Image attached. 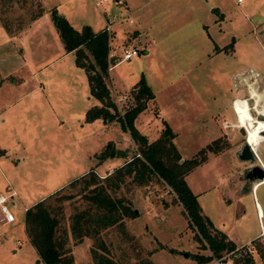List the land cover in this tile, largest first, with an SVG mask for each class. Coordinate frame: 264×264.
<instances>
[{"label": "rangeland", "instance_id": "rangeland-1", "mask_svg": "<svg viewBox=\"0 0 264 264\" xmlns=\"http://www.w3.org/2000/svg\"><path fill=\"white\" fill-rule=\"evenodd\" d=\"M41 1L0 0V34L6 25L9 33L19 35L39 14L44 11L51 14V9L46 8L59 2ZM86 3L85 14L73 9L70 16L78 29L90 24L97 31L109 25V44L116 55L109 62L105 81L119 114L134 104L131 87L127 89L130 78L144 73L157 96L156 101L153 98L147 102L135 125L148 141L160 134L165 120L175 127L172 126L177 132L174 142L181 155L189 158L223 133L219 136L222 145L219 155L206 159V163L196 166L185 178L194 192H200L199 203L214 225L227 232L238 245H244L242 249L255 248L254 263L262 264L257 242L263 240L252 239L261 230L260 224H264V218L258 219L256 204L258 200L264 209V183L253 192L252 185L240 191L239 167L231 159V153L224 150L246 140L237 126L232 125L237 119L230 101L235 96L246 95L244 87L234 89L233 75L253 67L260 72V80L264 78V0H136L137 12H129L122 3L98 5L96 0H86ZM51 22L54 24L53 18ZM34 33L24 42L16 37L7 42L0 38L1 94L4 105L12 112V120L0 130L8 148L0 146V192L15 191L9 189V183L22 197L26 196L29 204L51 194L48 202L60 217L58 234L67 229L65 246L71 250L73 264H95L92 248L105 252L97 247L99 240L91 235L79 240L71 234L70 216L85 208L88 202L81 192L82 183L71 186L69 182L90 168L100 177L107 175L130 159L139 150V143L117 117L85 121L86 108L99 101L94 97L76 98L74 57L68 55L47 70L32 67L29 60L21 59L23 43L33 46L34 54L30 57L39 56L38 60L48 58L49 53L59 56L62 52V42L55 44L52 33L45 37ZM150 44L157 48L148 54L144 48ZM125 47L137 48L138 54L129 61L119 62ZM110 63L114 66L110 67ZM161 70L171 82L160 79L157 71ZM50 78L60 84H50ZM40 79L44 89L36 82ZM36 85L38 89L32 90ZM21 88L27 92L22 98L19 97ZM33 94L37 95L34 102L30 99ZM163 103L166 112L160 118L157 105ZM212 114L216 115L215 122ZM225 118L232 120L227 128L221 123ZM147 126L149 134L140 130ZM110 146L117 153L98 159L96 155ZM63 194L72 197L59 199ZM111 194L125 197L137 213L123 218L125 232L118 225H112L99 234L98 239L104 240L107 254L116 264H201L190 254L210 253L196 238V230L189 225L176 193L161 178L153 176L138 184L126 176ZM15 195L12 198L15 203L10 202L9 207L17 220L12 225L0 222V231L5 227L0 232V247L5 237L23 238L21 248L29 245L20 228L26 201ZM247 240L251 243L245 244ZM4 250L5 253L0 252V264L42 261H35L34 255L26 250L18 255H11L6 245ZM204 264L236 262L226 253Z\"/></svg>", "mask_w": 264, "mask_h": 264}, {"label": "trees", "instance_id": "trees-1", "mask_svg": "<svg viewBox=\"0 0 264 264\" xmlns=\"http://www.w3.org/2000/svg\"><path fill=\"white\" fill-rule=\"evenodd\" d=\"M51 16L65 51H74L77 66L83 68L86 73L89 93L99 101L86 110L85 121L117 117L122 127L127 129L132 138L139 143V150L107 175L100 177L94 168H90L69 182L71 186L82 183L81 192L88 202L85 208L74 211L70 216L71 234L79 240L83 236L89 235L99 240L97 247L105 252L92 248L95 264H116L108 256V247L104 240L98 239L101 231L109 226L118 225L122 232H125L123 218L137 214L125 197L111 194L112 190L121 186L126 176H131L138 184L145 183L153 176H157L173 189L184 207L189 225L196 230V238L201 242L202 247L208 248L210 251L206 255L202 253L190 254L201 264L213 259H220L226 253H230L236 264H255L252 252L256 249L252 247V252H249L247 249L238 248L225 231L217 228L203 212L197 193L191 189L185 178L192 169L205 162L210 153L220 151L221 137L207 143L192 157L183 158L174 142L176 133L164 120V127L158 137L148 141L147 137L142 136L135 125L138 114L147 107V102L155 97L144 73L140 74L130 88L134 104L119 114L105 81L109 67L108 31L104 28L96 31L89 24H84L78 29L67 18L62 20V15L57 12L55 7L51 9ZM4 26L8 28L6 25ZM115 153L117 150L110 146L96 156L102 160ZM118 153L124 154L120 151ZM49 196L36 201L25 211V228L29 241L36 248L39 258L45 264H73L71 250L65 246L67 229H64L62 235L58 234L60 217L48 202ZM59 196V199L72 197L71 194ZM257 239L263 240V243L257 242V250H260L262 264H264V235L254 240ZM259 246L261 247L259 248Z\"/></svg>", "mask_w": 264, "mask_h": 264}, {"label": "crops", "instance_id": "crops-1", "mask_svg": "<svg viewBox=\"0 0 264 264\" xmlns=\"http://www.w3.org/2000/svg\"><path fill=\"white\" fill-rule=\"evenodd\" d=\"M59 2L57 3V4H55L53 7H50V8H46V9H52V8H56L61 14H64V16H65V18H67V20L75 27V26H77L72 20H73V17H71L70 15H72L73 13H74V11H73V9H75V11H78V12H82L83 14H85V12H86V10H87V8H86V0H58ZM93 1V0H92ZM42 3H46L47 2V0H42L41 1ZM44 3V4H45ZM107 4H112V5H115L116 3H114L112 0L110 1H107L106 2ZM120 3H122V4H126L125 5V7H128L127 9L129 10V12H132V11H136L137 12V10H139V4H136V0H120ZM43 4V5H44ZM70 4V5H69ZM45 6V5H44ZM46 7V6H45ZM109 7H111V5L109 6ZM121 7H124V6H121ZM51 14L49 13V11L48 12H46V11H44L43 13H41V14H39V16H37L34 20H33V22H32V25L31 26H28V28H26L23 32H21L19 35H12L11 33H9L8 32V30L5 28V30L4 29H2L1 28V34H0V38H4V41L5 42H7V40L8 39H10V38H13V37H16V38H18L19 40H21L22 42H24L23 40L25 39V38H27V37H29L32 33H33V35H36V33H34V32H37V33H39L40 34V36H42V37H45L46 35H49L50 33H52V38L54 37L55 38V41H54V43L56 44V42H62L61 41V39H60V37H59V35H58V32H57V29H56V26H55V24H53L52 22H51ZM71 20V21H70ZM50 22H51V24H50ZM90 25V24H89ZM5 27V26H4ZM77 28V27H76ZM94 29V28H93ZM8 32V33H7ZM59 39H60V41H59ZM24 45H23V47L21 48V50H22V55H21V59H23V60H29V62H31V64L33 65L32 67H36L37 69L39 68L40 70H47V68L48 67H50V66H52L55 62H57L58 60H61V59H63V58H65L66 56H72V58L74 57V64H76V62H75V54L72 52V51H65V49H64V46H63V49H62V52L60 53V55L59 56H56V54H52V53H49L48 54V58H40L39 60H38V57H37V59H34V58H32V57H30V56H32L33 54H34V49H33V46L30 44V43H23ZM63 44V43H62ZM153 48V52L156 50V46L155 45H153V44H150L148 47H145L144 48V51L147 53L148 52V54L150 53V51H151V49ZM55 49V48H54ZM217 51V50H216ZM151 60H154V56H151ZM75 66V65H74ZM77 68H79V70L77 69ZM74 71H75V73H76V77L73 79V83L75 84L74 85V90H75V96H76V98H82L83 97V99L84 98H87V100L88 99H90L91 97H93L92 95H90V93H88L89 92V85H88V80H87V76H86V74H85V72H84V70H83V68H81V67H79V66H77V64H76V68L74 67V69H73ZM111 71H112V69H111ZM258 71V70H257ZM83 72V73H82ZM235 73H239V72H235ZM157 74H158V76L160 77V79L162 80V81H164V83L165 82H171V80L170 79H167L166 77H164V74L162 73V70H161V72L160 71H157ZM235 76V74L233 75V77ZM260 77H261V74H260ZM7 78V75L5 76V79ZM21 78V77H20ZM139 78V76L137 77V76H134V75H132V77L130 78L131 79V82H130V86L127 88V89H129L136 81H137V79ZM146 78V77H145ZM18 80V79H17ZM147 80V79H146ZM52 81V82H51ZM37 83H41V85H39V86H42V89H44V87H45V84H44V82L42 81V79H40V80H37L36 81ZM49 82H51L50 84H54V85H59L60 84V82L59 81H57L56 79H53V78H50L49 79ZM3 82L1 81L0 82V130L1 129H3V128H5V126H7L8 124H9V121H11L12 119H11V117H10V114L12 113V112H10V108H8V105H4L5 103H3V97H2V94H1V92H2V84ZM264 84V78H262V81L260 80V88H259V93H262V95H261V97H260V100L258 101V105H257V107L260 109H262L263 108V102H264V89L262 88L261 89V87H262V85ZM22 89V88H21ZM36 89H38V85H36V86H34L33 88H32V90H36ZM126 90V89H125ZM87 93H88V95H87ZM27 94V92H26V90H24V89H22L20 92H19V97L20 98H22L23 96H25ZM85 95H87L86 97H85ZM156 96H157V94L155 93V98H156ZM237 97H239V96H235V97H233L232 99H231V101H230V103H231V107L233 108V100L235 99V98H237ZM242 97V96H241ZM154 98V99H155ZM31 101L32 102H34L36 99H37V95L36 94H33V95H31ZM96 99V98H95ZM95 99H94V101H95ZM86 100V99H85ZM97 100V99H96ZM155 101H156V99H155ZM226 103H228V99L225 101ZM95 103H97V102H94L93 104H95ZM92 103L90 104V105H93ZM156 104H157V102H156ZM50 105V103H48V106ZM90 105L88 106V107H90ZM158 106V109H159V117L161 118L162 117V115L161 114H165V112H166V105L163 103V104H161L160 106L159 105H157ZM85 107V106H84ZM87 107V108H88ZM87 108H86V110H87ZM53 109H54V103H53ZM86 110H85V112H86ZM142 112V111H141ZM139 115V114H138ZM215 117H216V115L215 114H212V121H214L215 122ZM232 120L230 119V118H225L224 120H222V122L221 123H223V125H222V127L224 126V123L225 122H231ZM137 122V117H136V119H135V123ZM168 123V122H167ZM162 126H163V123H162ZM162 126H161V128H162ZM173 126V125H172ZM171 126V128H173ZM225 127V126H224ZM147 128V129H146ZM146 128H142V129H140V130H144L143 132H145L146 134H149V132H148V130H150L149 129V127L147 126ZM175 128V127H174ZM225 128H227V127H225ZM173 131H174V129H173ZM176 133V135H177V132H175ZM225 134V133H224ZM159 134L157 133V134H155V136H152V137H150V138H156L157 136H158ZM176 135H175V138H176ZM221 135H223V133H220V135L219 136H221ZM218 136V137H219ZM0 146L2 147V148H4V149H7L8 150V148L6 147V143H4V140H3V138H2V135L0 136ZM242 144L243 143H241V144H239V145H235V146H233V147H230L229 149H227V150H224V151H229L230 153H231V159L233 160V162H234V164L236 165V166H238L239 167V170L237 171L238 172V174H241V182H242V185H241V187H240V191H246V190H248L249 189V187L252 185V192L255 190V188H257L256 186H260L261 184H263L264 183V179L263 180H261V182H259L258 184H256L257 183V181L258 180H256V181H254L251 185L249 184L248 186H246V184H245V179L243 178V171L248 167V166H250V165H252V164H255V163H261L262 165H263V167H264V158H263V156H264V133L262 134V138H261V140H259V142H258V144L255 146V150H256V152H257V154H258V158L256 157V159H255V161L254 162H250V161H245V160H243V159H241L239 156H238V153H239V151H240V149H241V147H242ZM222 152V151H221ZM219 152H217V153H210L209 155H208V158H207V161L208 160H210V158H211V156H213L214 158L216 157V156H218L219 154H218ZM8 155V154H7ZM19 160H20V158H19ZM204 163H206V161L205 162H203V163H201V164H199L198 166H202V164H204ZM8 185H9V187H11V188H9V189H13V190H15L16 191V189L14 188V187H12L9 183H8ZM195 193H197V192H195ZM200 193V192H199ZM199 193H197V195H198V197H199ZM15 196H18L19 197V199H24L26 202H25V204H24V209H25V211H26V209L29 207V206H31L32 204H34L36 201H38V200H40L41 198H43V197H41V198H39V199H37V200H35V201H33V202H30V204H29V202L26 200L27 198H26V196L25 197H22L21 196V194L18 192L17 193V191H16V195ZM199 200V199H198ZM257 206H258V219H262V218H264V209H263V207H262V205L258 202V200H257ZM15 215V221L17 220V217H16V214H14ZM25 216H24V218H23V221H21V223H20V228H21V230H22V233H23V235H24V239L27 241V242H29L28 244L29 245H27L26 247H24V248H21L20 246L23 244V242H24V240H23V238H20V237H17L16 239H12V238H10V239H8V238H6L5 237V239L3 240V242H2V246L0 247L1 248V250H0V252H2V251H4L3 253H5L6 252V250H4V247H5V245L6 246H8V249L9 250H11V255H18V254H20V253H22V252H24L25 250L26 251H28L29 253H30V255H34V257H35V261H37V259H39V255H38V252H37V250H36V248L32 245V243L29 241V237H28V235H27V232H26V228H25ZM15 221H12V222H6V223H2L3 225H5V224H11L12 225V223H14ZM260 225H262V227H261V230L258 232V233H256L255 234V238L254 239H256V238H258V237H260V236H262V235H260L261 234V231H262V229H264V224L262 223V224H260ZM19 226V225H18ZM4 228L5 227H3L2 228V230L0 231V232H2L3 233V231H4ZM224 231V230H223ZM2 233H0V238H1V235H2ZM227 233V232H226ZM227 235H228V233H227ZM229 236V238L230 239H232L235 243H236V245H237V247H240L241 245H238V243L233 239V238H231L230 237V235H228ZM254 239H252V241L254 240ZM248 243H251V241H249V240H247L246 241V243L245 244H248ZM5 255H7V254H5Z\"/></svg>", "mask_w": 264, "mask_h": 264}, {"label": "built area", "instance_id": "built-area-1", "mask_svg": "<svg viewBox=\"0 0 264 264\" xmlns=\"http://www.w3.org/2000/svg\"><path fill=\"white\" fill-rule=\"evenodd\" d=\"M97 4L101 5L104 2H107L109 0H96ZM111 1V0H110ZM114 3L118 4L120 3V0H112ZM105 29L108 31L109 34V25H107L105 27ZM111 49V50H110ZM112 48H110V44H109V52H108V60L109 62L112 61L114 59V56L116 55V52L114 51ZM138 54V49L135 47H125L123 48V50L121 51V59H119V62L124 60V61H129L134 55ZM118 63V62H117ZM112 63H110V67H113L111 65ZM244 87V88H243ZM245 89L244 93L246 94L245 96L242 97H237L233 100V110L234 113L236 115V119H237V123L232 124L234 126H237V128L239 129L241 127L240 123L238 122V116H237V111L234 107V101L238 98L240 99H245L248 102L249 105V112L252 110L254 112L253 116L254 118H252L255 122L257 121V115L262 111V109L257 107V103L255 102V98L252 95V89H257V91H259L260 88V72L257 71L256 69H254L253 67L248 68L245 71H241L239 73H237V75H235V80H234V89L235 90H240V89ZM264 89V85H262L261 89ZM124 98H127V95L123 94ZM251 113V112H250ZM252 115V114H251ZM264 122V120H263ZM229 122H225L224 126L228 127ZM246 132H247V127L244 126L243 127ZM264 133V126L263 128L260 130V134L262 135ZM246 139V137H245ZM251 150L253 151V153L255 154V157L258 158V154L255 150V146H253L252 144H250L248 142ZM258 183V182H257ZM256 183V184H257ZM15 191H11V192H0V222L1 223H6V222H12L15 220V215L14 213L11 211L10 207H9V203L11 202L12 204H14V200L12 199L13 196L15 195ZM260 235H264V229H262L261 234ZM244 245L238 247V248H243ZM247 250L249 252H252V247L248 246ZM36 264H45L43 261H39Z\"/></svg>", "mask_w": 264, "mask_h": 264}, {"label": "bare ground", "instance_id": "bare-ground-1", "mask_svg": "<svg viewBox=\"0 0 264 264\" xmlns=\"http://www.w3.org/2000/svg\"><path fill=\"white\" fill-rule=\"evenodd\" d=\"M252 95L258 105V101L260 100L262 93H259L256 89H252ZM234 107L237 111V116L239 119L238 122L242 127H247V132L245 135L246 140L253 146H256L259 142V139L262 137V135L260 134V130L264 126L263 120L258 119L257 121L253 122L254 120L252 118L254 117L249 112V105L245 99H236L234 101Z\"/></svg>", "mask_w": 264, "mask_h": 264}, {"label": "water", "instance_id": "water-1", "mask_svg": "<svg viewBox=\"0 0 264 264\" xmlns=\"http://www.w3.org/2000/svg\"><path fill=\"white\" fill-rule=\"evenodd\" d=\"M65 16H61V19L63 20ZM252 116L254 115V112L251 110L250 111ZM257 119L259 120H264V102H263V108L262 111L257 115ZM239 132L246 137V130L241 126L239 129ZM144 136V135H142ZM238 156L245 160V161H250L251 163L255 161L256 157L253 151L251 150L248 141L245 140L242 144V147L238 153ZM182 160V159H181ZM243 178L245 179V184L248 186L249 184L251 185L254 181L258 180L257 182L261 181L264 179V167L261 163H255L250 166H248L244 171H243ZM136 210V209H135ZM187 253L185 252L184 255ZM37 259V261H39Z\"/></svg>", "mask_w": 264, "mask_h": 264}]
</instances>
